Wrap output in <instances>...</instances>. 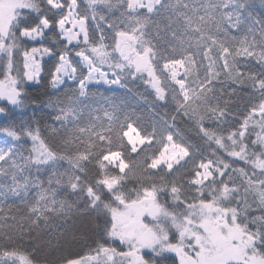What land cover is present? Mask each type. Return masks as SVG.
<instances>
[{
    "label": "snow or ice",
    "instance_id": "1",
    "mask_svg": "<svg viewBox=\"0 0 264 264\" xmlns=\"http://www.w3.org/2000/svg\"><path fill=\"white\" fill-rule=\"evenodd\" d=\"M0 77V221L9 198L34 224L70 212L56 199L65 160L79 173L69 191L106 219L65 264H264V0H0ZM45 82V126L74 125V156L34 116L12 118ZM134 160L147 182L128 187Z\"/></svg>",
    "mask_w": 264,
    "mask_h": 264
},
{
    "label": "trees",
    "instance_id": "2",
    "mask_svg": "<svg viewBox=\"0 0 264 264\" xmlns=\"http://www.w3.org/2000/svg\"><path fill=\"white\" fill-rule=\"evenodd\" d=\"M79 2L83 5L84 0H79ZM45 42L51 43L50 41ZM140 90L143 91V88ZM27 91L30 98L35 99L37 104L34 107H28L23 112L13 109L12 118L17 123H20L22 121H30L34 116L47 143L59 153H67L69 156H74L77 151L82 150L85 147L84 145L65 144L64 142L65 138L70 135L69 130L74 128L73 124H69L67 127L56 125L57 132L54 135L50 134L45 126L48 123H52L51 117L54 115L49 108L45 107L51 94L46 82L39 87L30 86ZM101 91H104L106 95L112 94L105 88H101ZM112 91L116 94L117 102L124 100L127 106H132L134 103L132 98L120 89L117 88ZM2 103L4 102L0 101V104ZM93 103H96V101ZM99 103H103V101H99ZM142 109L143 106H138L137 112L142 111ZM4 123L5 121L0 120V125ZM181 127L189 131L193 142L197 146H201L203 151H207V148L203 147L202 141L196 137L195 131L191 130L189 124L182 123ZM1 139L5 138L0 136ZM23 143L27 147L30 141L25 139ZM188 167L190 165L184 166V168ZM184 168L180 169L178 177H168V179H176L177 183L182 182L187 175ZM57 169L58 172L64 173L63 180L66 186L57 194L56 199L65 200L71 204L70 212H61L59 214L53 212L46 221L41 220L39 224H34L30 217L21 219L22 216L27 217L26 206L20 202L23 197L3 200L5 212L8 213L9 205L12 206V209L9 213V218L0 221L4 225L3 228H0V244H3L8 252L15 253L16 256L26 257L32 264H65L67 257L75 256L76 254L83 255L89 248L94 247L96 242L102 239L104 235L105 217L86 209L87 198L79 199L82 193H73L68 189V176L72 175L74 179V174L79 173L65 160L59 161ZM89 172H91L90 168ZM44 175L46 177L47 173H44ZM145 177L146 174L140 161L134 160L132 170L128 174V187H132L138 182H147ZM87 179L90 180L91 175ZM236 179L237 182H240L239 177ZM33 199V193L30 192L28 196L29 203ZM56 206L58 207L59 205L57 204ZM40 207L43 209L44 204L42 203ZM116 246L119 247L118 242ZM3 255L4 248L0 247V264H18L16 260L5 259Z\"/></svg>",
    "mask_w": 264,
    "mask_h": 264
},
{
    "label": "rangeland",
    "instance_id": "3",
    "mask_svg": "<svg viewBox=\"0 0 264 264\" xmlns=\"http://www.w3.org/2000/svg\"><path fill=\"white\" fill-rule=\"evenodd\" d=\"M26 43H27V45H28L29 47H31V46H33L32 43H34V42L28 41V42H26ZM0 78H2V77H0ZM133 139L135 140V138H133ZM3 142H4V139H1V140H0V144H3ZM136 142H138V141H136ZM172 155H174V150L169 152V156H172ZM113 223H114V224L117 223V220H116L115 218H113ZM3 257H4L5 259H9L8 257L5 256V254L3 255ZM20 257H24V256H16V255H14V256H12V258L9 259V260H12V259H13V260H16V262H17L18 264H32V263H31L26 257H24L23 260H21Z\"/></svg>",
    "mask_w": 264,
    "mask_h": 264
}]
</instances>
